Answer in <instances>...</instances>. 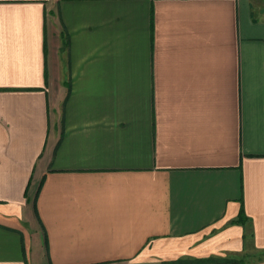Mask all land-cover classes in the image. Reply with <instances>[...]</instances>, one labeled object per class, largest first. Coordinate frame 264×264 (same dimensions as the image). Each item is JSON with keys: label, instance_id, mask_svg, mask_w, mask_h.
Masks as SVG:
<instances>
[{"label": "crops", "instance_id": "crops-1", "mask_svg": "<svg viewBox=\"0 0 264 264\" xmlns=\"http://www.w3.org/2000/svg\"><path fill=\"white\" fill-rule=\"evenodd\" d=\"M163 263L264 264V0H0V264Z\"/></svg>", "mask_w": 264, "mask_h": 264}, {"label": "trees", "instance_id": "trees-1", "mask_svg": "<svg viewBox=\"0 0 264 264\" xmlns=\"http://www.w3.org/2000/svg\"><path fill=\"white\" fill-rule=\"evenodd\" d=\"M244 215H243V212L241 211L240 214H239V218H238V221H242L244 219ZM216 261V260H215ZM233 262V260H230ZM163 264H168V263H163Z\"/></svg>", "mask_w": 264, "mask_h": 264}, {"label": "rangeland", "instance_id": "rangeland-1", "mask_svg": "<svg viewBox=\"0 0 264 264\" xmlns=\"http://www.w3.org/2000/svg\"><path fill=\"white\" fill-rule=\"evenodd\" d=\"M209 260L215 261L216 258H210ZM180 262L183 263V262H189V261H187V260H183V261H180Z\"/></svg>", "mask_w": 264, "mask_h": 264}]
</instances>
